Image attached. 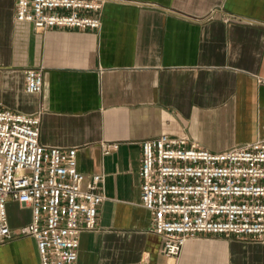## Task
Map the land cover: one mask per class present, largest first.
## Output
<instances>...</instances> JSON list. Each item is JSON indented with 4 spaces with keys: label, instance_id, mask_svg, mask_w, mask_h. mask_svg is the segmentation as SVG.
<instances>
[{
    "label": "crops",
    "instance_id": "crops-1",
    "mask_svg": "<svg viewBox=\"0 0 264 264\" xmlns=\"http://www.w3.org/2000/svg\"><path fill=\"white\" fill-rule=\"evenodd\" d=\"M102 22L43 31L0 0V109H42L40 142L76 148L79 170L104 176L77 264H264L262 243L216 235L164 255L140 175L143 141L162 135L212 152L264 139V0H109ZM31 68L41 94L26 91ZM7 212L14 230L31 222L29 206ZM0 264H41L35 239L1 243Z\"/></svg>",
    "mask_w": 264,
    "mask_h": 264
},
{
    "label": "built area",
    "instance_id": "built-area-1",
    "mask_svg": "<svg viewBox=\"0 0 264 264\" xmlns=\"http://www.w3.org/2000/svg\"><path fill=\"white\" fill-rule=\"evenodd\" d=\"M107 1L16 0V20L43 31L99 32ZM25 84L27 93L41 94L43 71L27 69ZM41 119L42 109H0V244L32 237L41 264H77L81 233L98 227L104 176L83 174L76 148L43 145ZM140 175L142 205L167 257L179 258L199 236L264 245V139L212 152L162 135L143 141ZM9 201L29 206L31 222L12 229Z\"/></svg>",
    "mask_w": 264,
    "mask_h": 264
}]
</instances>
